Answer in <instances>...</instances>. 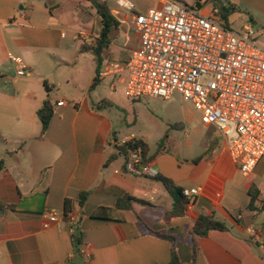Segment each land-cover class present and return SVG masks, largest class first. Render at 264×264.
<instances>
[{
	"label": "crops",
	"instance_id": "obj_1",
	"mask_svg": "<svg viewBox=\"0 0 264 264\" xmlns=\"http://www.w3.org/2000/svg\"><path fill=\"white\" fill-rule=\"evenodd\" d=\"M103 1L118 26L99 51V83L92 89L101 20L89 1L0 0V264H169L172 250L177 264H264V156L249 178L242 177L228 141L205 124L196 155L178 158L148 146L149 164L159 177L181 189H200L183 215L167 219L174 200L164 186L127 172L112 120L96 104L117 106L119 93L125 96V73L102 74L109 62L130 59L137 38L133 13L118 0ZM127 1L136 13H145L166 0ZM176 1L204 16L217 10L215 18L225 27L239 10L252 23H258L256 16L264 20V0ZM64 4L73 14L84 4L93 28L81 32L56 21L52 10ZM226 9L233 10L226 14ZM9 55L21 59L23 72ZM46 102L53 114L42 132L38 113ZM126 197L150 205L126 202L118 208ZM100 209L111 210L110 218H93ZM70 214L78 221L76 234ZM50 215L56 221L44 229ZM200 215L222 222L226 230L196 236ZM250 225L260 229L263 245L249 235Z\"/></svg>",
	"mask_w": 264,
	"mask_h": 264
},
{
	"label": "built area",
	"instance_id": "obj_2",
	"mask_svg": "<svg viewBox=\"0 0 264 264\" xmlns=\"http://www.w3.org/2000/svg\"><path fill=\"white\" fill-rule=\"evenodd\" d=\"M133 13L131 25L137 38L130 59L124 64L109 62L103 77L125 73L124 95L129 100L160 98L180 94L200 114L203 124L212 125L228 141L229 156L244 178H249L264 156V47L256 32L244 26L236 34L224 26L213 9L204 16L196 7L166 0L161 8L136 13L134 5L118 0ZM18 72L22 61L9 55ZM61 104V103H60ZM134 138L122 137L120 144ZM127 172L138 177H155L151 164L142 161V150H133L126 161ZM190 199L200 189H183ZM56 221L45 218L43 228ZM71 233L78 221L70 214ZM249 235L263 245L256 225Z\"/></svg>",
	"mask_w": 264,
	"mask_h": 264
},
{
	"label": "rangeland",
	"instance_id": "obj_3",
	"mask_svg": "<svg viewBox=\"0 0 264 264\" xmlns=\"http://www.w3.org/2000/svg\"><path fill=\"white\" fill-rule=\"evenodd\" d=\"M53 1L46 0L48 3L51 2L50 5ZM191 1L186 2L190 4ZM85 9L82 4V9L74 11L73 14L70 5L64 4L61 8L53 9L52 13L55 20L62 21L64 26L78 28L83 32L93 28V19L85 16ZM237 13L239 15L234 18L228 17L227 28L236 34H242L243 22H247L256 32L259 45L264 47V20L256 16L258 23H252L246 12L239 10ZM81 41L84 44V40L81 39ZM118 97L121 101L117 106H104L103 102L96 104L100 111L111 118L116 139L133 134L142 139L151 149H157L159 142L164 140L163 149L178 158L196 155L201 148L205 128L200 114L177 92H174L168 100L160 98L127 100L122 93H119Z\"/></svg>",
	"mask_w": 264,
	"mask_h": 264
},
{
	"label": "trees",
	"instance_id": "obj_4",
	"mask_svg": "<svg viewBox=\"0 0 264 264\" xmlns=\"http://www.w3.org/2000/svg\"><path fill=\"white\" fill-rule=\"evenodd\" d=\"M90 2L91 6L95 10L96 14L100 17L101 20V29L100 34L97 39V45L98 48L96 52L94 53L97 67H96V78L93 81L92 89L95 88L98 84L97 76H99V66L101 65V60L99 59V51L106 47V45L109 42L111 33L114 31V29L118 26V22L114 18V16L111 14L110 9L107 7L106 3L103 0H87ZM233 9H226V14H229ZM224 16V15H223ZM53 114L52 106L49 102L44 103L42 109L39 111L38 116L40 118L41 124H42V132H44L49 124L50 118ZM164 140H161L159 142L158 151L157 154L161 151V148L163 147ZM141 148L142 150V161L144 163H149L152 159L147 158L148 154V145L139 139H133L129 143L126 144H116V149L119 155H122L126 158V161L129 159L130 153L137 149ZM0 171H1V165H0ZM154 179L158 182H160L164 188L168 191V193L172 196L174 200V208L171 212L166 214V219L169 216H181L184 214L187 204L189 203L188 198L184 197L182 194L183 189L177 187L171 180L159 177L158 175L154 177ZM84 200V195L80 197L79 203L81 204ZM256 200V195L252 196V202ZM130 203V202H137L142 205H150L149 203H146L145 201L138 200L136 198L132 197H126L125 200H120L117 204L118 208L122 207L124 203ZM264 207V202H263ZM71 213V203L69 201L65 202L64 205V215H68ZM111 213V210L109 209H100L96 213H94L93 218L97 219H106L110 218L109 214ZM226 230L225 225L212 218L205 215H200L193 227V233L198 237H204L211 231H224ZM78 233V231L76 232ZM75 233V234H76ZM162 236V235H160ZM76 242H79V239H76ZM169 264H177V258L172 250V257Z\"/></svg>",
	"mask_w": 264,
	"mask_h": 264
}]
</instances>
